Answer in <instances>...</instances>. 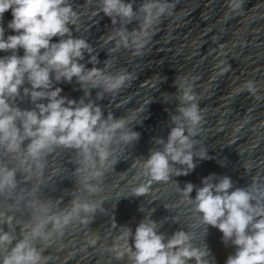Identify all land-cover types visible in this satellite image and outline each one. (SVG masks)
Returning <instances> with one entry per match:
<instances>
[{
	"label": "clouds",
	"instance_id": "obj_1",
	"mask_svg": "<svg viewBox=\"0 0 264 264\" xmlns=\"http://www.w3.org/2000/svg\"><path fill=\"white\" fill-rule=\"evenodd\" d=\"M243 4L244 0H229L228 8L239 13ZM171 7L166 0H144L138 9L130 0H98L94 14L102 13L113 25H122L108 37L116 49L130 47L131 41L140 55L149 29L170 14ZM9 10L12 19L8 28L16 34L5 38L0 23V52H11L0 57V154L16 159L17 165L9 166L0 159V198L9 202L6 210H0V264H47L43 253L53 233L63 235L73 221L89 225L98 211H104V200L75 197L68 207L54 212L48 202H26L17 191V175L26 179L43 177L47 157L57 149H71L75 152L78 190L96 195L103 191L106 174L120 161L124 149L139 141L140 133L133 130V124L138 122L117 118L112 112L105 116L99 104L87 99L92 89H98L99 99L104 93L117 92L129 77L96 67L100 61L93 46L75 36L70 27L80 19L70 0H0V21ZM134 21L138 22V29L129 32L127 26ZM57 37L58 41L53 42ZM19 49H23L22 56L17 54ZM85 54L93 67L82 63ZM73 78L84 91L79 100L62 96V88L53 87V81L71 83ZM26 83L29 87L24 86ZM174 84L179 104L170 116L173 126L166 140L154 138L158 147L147 158H136L132 167L138 168L144 180L126 196H144L154 183H169L172 177L188 175L196 167L194 157L212 158L207 151L194 155L198 142L193 137L203 117L192 85ZM245 87L252 89L250 82ZM25 97L34 105L32 109L17 105L16 101ZM175 183L204 228L203 241L208 228L213 227L222 233L225 246L234 247L225 264H264V184L254 178L246 187H234L231 177L217 178L215 174L204 177L201 187L188 182L181 188ZM17 196L19 203L32 210L28 221L21 222L15 215L19 211ZM139 211L144 212L141 207ZM154 211L144 212L134 231L113 219V227L121 231L108 251L114 253L116 260L127 257L128 264H210L206 243L197 246L187 226V231L181 228L170 236L160 232L164 222L151 218ZM172 221L179 223L175 218ZM91 242L95 244L96 240ZM211 262L214 264V257Z\"/></svg>",
	"mask_w": 264,
	"mask_h": 264
}]
</instances>
